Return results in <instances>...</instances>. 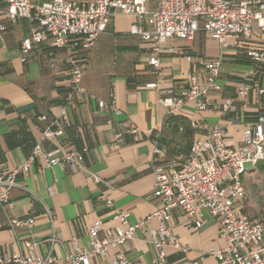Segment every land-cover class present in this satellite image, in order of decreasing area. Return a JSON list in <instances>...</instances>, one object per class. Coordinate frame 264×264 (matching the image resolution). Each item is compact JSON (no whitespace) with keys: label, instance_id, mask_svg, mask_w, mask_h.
Instances as JSON below:
<instances>
[{"label":"crops","instance_id":"obj_1","mask_svg":"<svg viewBox=\"0 0 264 264\" xmlns=\"http://www.w3.org/2000/svg\"><path fill=\"white\" fill-rule=\"evenodd\" d=\"M6 12L7 4L0 1V25L7 27L0 40V169L12 171L28 161L43 130L61 116L69 89V62L82 52L75 39L65 49L44 43L23 62L21 42L30 36L32 24L26 20L12 22ZM135 23V16L116 13L107 31L86 53L82 77L85 95L76 108L66 111L65 139L45 143V158L36 159L29 171L19 174V186L11 193L13 207L6 210L0 204V256L27 254V243L36 242L38 255L52 254L57 258L54 264H67L65 258L73 252L72 241L87 246L89 230L97 219L114 228L118 225L113 220L115 210L127 214L129 223L135 224L159 208L160 201L154 196L153 165L183 163L188 158L187 143L205 140L215 126L225 130V144L238 150L243 146L244 133L264 112V95L255 89L246 102L234 103L237 111L233 113L225 114L217 107L235 99L243 83L264 87V62L256 66L241 48L221 49L218 41L201 30L192 43L176 39L167 42L157 75L149 65L148 45L130 34ZM256 35L252 45L259 46L264 34ZM220 56L223 67L218 83L222 90L209 94L212 105L206 111H197L194 103L184 105L181 115L188 124L198 126L193 137H184L183 130L172 134L165 127L169 113L162 104V92L184 89L188 74L204 78L201 61ZM152 83H158L159 89H148ZM98 102L115 105L122 115L108 107L99 109ZM42 116L47 121L41 120ZM126 120L138 133L124 134V142L117 144L115 137ZM171 139L174 142L166 145ZM83 147L88 153L79 172L55 163L63 152ZM96 177L101 181L96 182ZM243 183L246 197L240 214L264 221L263 164L246 167ZM102 197L110 198L113 207H108ZM10 218H33L35 224L12 228ZM204 218L205 226L197 229L181 210L173 214L171 231L188 252L168 249L163 263L145 231L138 230L135 239L124 246L127 258L138 264H216L211 252L225 247L221 225L208 211H204ZM113 261L110 249L106 258L93 257L91 264Z\"/></svg>","mask_w":264,"mask_h":264},{"label":"built area","instance_id":"obj_2","mask_svg":"<svg viewBox=\"0 0 264 264\" xmlns=\"http://www.w3.org/2000/svg\"><path fill=\"white\" fill-rule=\"evenodd\" d=\"M7 4V17L12 22L26 20L32 24L30 36L21 42L22 61L41 44L54 49H65L75 39L81 50L80 57L71 58L69 89L61 116L47 125L40 142L35 146L28 161L12 171L0 169V204L8 210L13 207L11 193L18 188V176L27 172L38 158H45V143H61L66 137V111L76 108L78 100L85 95L82 87L83 71L86 69L89 52L99 36L107 31L116 13L132 15L138 19L130 28V34L139 37L148 45L149 65L154 74L160 72V56L166 51L169 40L192 43L199 31L219 42L221 49L230 46L244 50L248 60L256 66L264 62V42L252 45L257 32L264 34V0H0ZM150 3L154 7H150ZM7 27L0 25V40ZM232 42V44L230 43ZM204 78L188 74L186 87L181 91H163L162 104L169 116L179 115L188 103H194L197 111L208 110L212 103L208 96L220 92L218 80L222 74L223 56L214 60H202ZM148 89H159L158 83L147 85ZM257 90L262 96L264 87L258 83L249 86L243 83L235 99L225 100L217 106L223 113L237 111L234 103L246 102L250 92ZM99 109L109 108L116 115L122 111L115 105L98 102ZM41 120L47 121L46 116ZM191 127L198 129L196 123ZM137 134L129 120L122 123V132L115 137L117 144L124 142V134ZM225 130L215 126L205 140L194 139L188 158L181 164H155L154 196L160 201L159 208L150 216L135 224L128 221V215L115 210L114 228H107L97 219L89 230L87 246L72 241L73 252L66 256L67 264H91L93 257L106 258L113 250V264H138L127 258L124 246L134 240L138 230H144L148 242L159 252L165 262L167 250L188 252V248L172 233L170 224L176 210H181L195 222L197 229L205 226L204 211H208L221 225L223 249L214 250L211 256L216 264H264V224L243 216L239 208L246 197L243 176L247 165L264 166V112L254 125L244 133L240 149L225 144ZM88 148L65 151L55 163L68 165L75 173L84 164ZM96 182L101 179L96 177ZM106 205L113 207V201L102 197ZM47 215L52 219L51 213ZM12 228L32 227L35 220L10 218ZM104 232L101 237L100 233ZM27 254L0 256V264H54L52 254L42 257L37 254L36 242L27 243ZM203 264V263H194Z\"/></svg>","mask_w":264,"mask_h":264},{"label":"trees","instance_id":"obj_3","mask_svg":"<svg viewBox=\"0 0 264 264\" xmlns=\"http://www.w3.org/2000/svg\"><path fill=\"white\" fill-rule=\"evenodd\" d=\"M35 1V0H33ZM165 127L167 128L168 131H170L172 134L178 133L180 130H183L184 132V137H193L194 135V129L191 127L190 124L187 123V121L184 119V117L179 114V115H173L169 116V118L166 120ZM174 142V139L170 140L166 145H171V143ZM193 143V142H192ZM192 144L187 143V151H188V156L190 154ZM254 220H259L264 224V221L260 218H256Z\"/></svg>","mask_w":264,"mask_h":264},{"label":"rangeland","instance_id":"obj_4","mask_svg":"<svg viewBox=\"0 0 264 264\" xmlns=\"http://www.w3.org/2000/svg\"><path fill=\"white\" fill-rule=\"evenodd\" d=\"M74 1H86V0H74ZM249 165H247V167H248Z\"/></svg>","mask_w":264,"mask_h":264}]
</instances>
